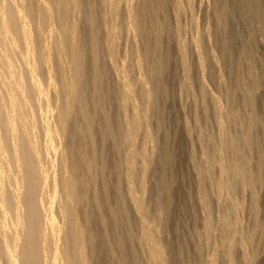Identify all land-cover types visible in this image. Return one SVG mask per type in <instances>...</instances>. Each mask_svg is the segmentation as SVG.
<instances>
[{"label": "rangeland", "instance_id": "rangeland-1", "mask_svg": "<svg viewBox=\"0 0 264 264\" xmlns=\"http://www.w3.org/2000/svg\"><path fill=\"white\" fill-rule=\"evenodd\" d=\"M71 1L65 4V28L72 32L58 44L57 0H0V17L7 11H13L9 17L17 10L24 14L18 24L10 17L13 29H4L0 21V138L3 148L9 149L1 151H7L2 155L7 159L0 158V163L8 166L3 171L11 169L5 171L8 177L4 173L0 178L1 191L9 195L4 193V203L27 192L28 184L21 179L27 170L20 167L22 174L13 152L12 158L8 154L17 148L21 155L27 148L24 153L35 155L33 159L27 154L33 159L40 217L43 221L56 184L51 211L56 220H63L58 205L63 200L64 172L71 173L68 155L78 145L73 139L78 104L71 97L79 94L92 118L95 155L93 182L83 189L98 238L108 236L105 248L90 255L91 264H98V259L117 264L110 257L106 261L108 250L123 251L126 264H155L144 241L145 228L154 237L163 264H208L212 255L214 264H264V0H155L158 28L150 27L149 17L144 26L137 20L144 0H78L79 8ZM30 2L34 12L28 16ZM45 5L50 8L47 18L42 13ZM223 5L228 11L220 17ZM22 27L28 32L22 33ZM92 31L97 37L96 56ZM72 48L81 65L75 92L66 85L74 75ZM147 50L150 54L145 57ZM64 105L69 111H61ZM102 108L108 112L111 134L103 128ZM135 112L144 119L130 144L123 135ZM60 117L66 120L59 123ZM48 127H57L60 134L49 139ZM131 148L136 156L129 184L126 161ZM59 163L66 166L63 173ZM79 173L87 174L81 165ZM129 191L140 201V211L134 209ZM96 192L102 198L105 225L98 203L92 201ZM4 203L0 198V224L26 209H16L9 201L7 217ZM76 205L75 220L84 228L83 207ZM110 207L117 221L109 215ZM0 231V264H6L1 225ZM47 240L46 245L42 238L38 243L42 255L50 256L52 244Z\"/></svg>", "mask_w": 264, "mask_h": 264}, {"label": "bare ground", "instance_id": "bare-ground-1", "mask_svg": "<svg viewBox=\"0 0 264 264\" xmlns=\"http://www.w3.org/2000/svg\"><path fill=\"white\" fill-rule=\"evenodd\" d=\"M31 1V0H30ZM75 1V2H74ZM162 1V0H161ZM68 2H70V0H57V4H58V8H59V23H60V28H61V35H60V38L58 40V44H61L63 43V41L66 39V34L72 32V31H69L65 28V25L67 24L66 23V13H65V4H67ZM71 2H74V6L78 7L79 6V2L78 0H72ZM113 2V1H112ZM191 4V3H190ZM163 5V4H162ZM161 6V4L159 5ZM76 7V8H77ZM157 4L155 3V0H144V6H143V9L138 13V16H137V20L139 21L140 24H142V26L145 25V22L148 20V17H149V22H150V27H154V28H158L159 27V22H158V18L156 16V10H157ZM79 8V7H78ZM116 8V6H115ZM114 8V9H115ZM227 7H224V5L220 8L219 10V16L220 17H223L221 15H224V11ZM176 14L179 15V12L181 10V7L180 5H177L176 7ZM12 11V10H11ZM15 11V10H14ZM42 13L44 14V18H47L49 16V11H50V8L45 5L44 8L42 9ZM132 11V10H131ZM228 11V10H227ZM227 11H225V15H227ZM8 12V13H7ZM5 12V14H2V16L0 17V21L2 22V27H4V29H6L7 27L11 26L12 28V25L11 23L13 24V22L11 21V16L9 17L8 14H9V11ZM28 16L32 15V13L34 12V7H32V4L31 2L29 3L28 7L26 8V11ZM24 12V13H25ZM182 12V10H181ZM13 11L10 13L12 14ZM17 13V15H15ZM130 13V12H129ZM9 14V15H10ZM25 13V15H27ZM14 15L15 16H12V17H15V24H18L16 23L17 22V19L19 18L21 22V19L23 20L24 18V14L17 10L16 12H14ZM18 16V17H16ZM42 17V21L44 19ZM177 19V18H176ZM24 21V20H23ZM45 22V21H44ZM147 23V22H146ZM25 24V23H24ZM14 26H17V25H13ZM24 26V25H22ZM26 26V25H25ZM20 27L19 25L17 26V28ZM15 28V27H14ZM141 28V27H140ZM13 29V28H12ZM22 33H27L28 30L25 28V27H22ZM69 31V32H68ZM141 31V30H140ZM68 32V33H67ZM21 33V32H20ZM55 35V34H54ZM109 35V34H108ZM156 35V34H155ZM69 36V34L67 35ZM150 36V35H149ZM115 37V36H114ZM68 39V38H67ZM66 39V40H67ZM65 40V42H66ZM112 41V40H111ZM196 41V40H195ZM181 42V41H180ZM26 43H28L27 39H26ZM91 43H92V48H93V54L96 56V47H97V37L95 35V33L92 31L91 32ZM28 45V44H27ZM150 45V44H149ZM111 46V45H110ZM28 47V46H27ZM182 47V45H181ZM147 48V47H146ZM75 49V47H74ZM181 49V48H180ZM183 49V47H182ZM180 50L181 53H183L182 51L183 50ZM73 51V48L71 49ZM75 51V50H74ZM73 51V55H75L74 53L77 52H74ZM111 51V50H110ZM149 50L146 51L145 53V57H148L150 54L148 52ZM110 54V53H109ZM72 55V56H73ZM79 56V55H78ZM76 57V58H75ZM75 57H72L73 60L71 59V66H72V69L74 73V75H70L71 77H73L71 79V81H67L68 83H66L67 85V89L70 90H73L74 91V88L77 86H79V84L81 83V65H80V60L79 58L77 57V55H75ZM142 59V58H141ZM163 60V59H162ZM184 61V60H183ZM186 61V60H185ZM137 62V61H136ZM166 62V61H165ZM95 63V62H94ZM160 65H162L163 62H159ZM164 64V63H163ZM141 65V64H140ZM183 66H184V70H185V74H187V71H188V68H187V64L185 62H183ZM97 68V67H96ZM161 68V67H160ZM71 69V70H72ZM99 69V68H98ZM72 73V74H73ZM159 74V73H158ZM125 76V75H124ZM158 76V75H157ZM70 77V78H71ZM156 77V76H155ZM159 78V77H158ZM65 84V83H64ZM126 84V83H125ZM34 85L35 87L37 88V90L40 91V86H38L36 80L34 82ZM64 85V86H66ZM253 86V85H252ZM62 88H65V87H62ZM244 88V87H243ZM129 88H126V91H128ZM251 89L252 87L248 86V87H245V92L246 94L249 95V93L251 92ZM76 90V89H75ZM125 90V89H123ZM122 90V91H123ZM62 91L64 92V90L62 89ZM68 91V90H66ZM72 91V92H73ZM77 91V90H76ZM125 91V92H126ZM71 92V93H72ZM75 92V91H74ZM73 92V93H74ZM62 94V92H61ZM76 94V93H74ZM67 97L69 94H67ZM77 95V94H76ZM94 95V94H93ZM128 95V93H127ZM72 94L69 96L71 97ZM78 97H71V99L73 101L76 100V103L78 104V111H77V114L76 115V125L75 128L73 129L74 130V137L73 138L74 140L76 139L77 140V147L75 149H73L71 151V153L68 155L69 156V159H70V165H71V168L72 170L70 174H66L64 172L65 175H67V177H65V179H63V182H64V185H63V189H62V196L63 197V200L61 201V204L60 203V199H59V204L58 205V213L60 214L59 217H61L63 220L61 222H59V220H56V218L52 215V211H51V205H52V202L55 198V185H54V193L53 195L51 196L50 198V202L48 204V207H46V212L44 211L43 213H46L44 214L43 216V221H42V218L40 217V213L38 212V204L36 203V200L34 199V194L37 195L36 193H34L35 190V185H36V177H35V170H33V165H31V161L33 162V159L35 157L34 154H28V153H24V151H27L26 149L23 151V149L21 150V155L22 157H20L21 155L20 152L17 151V148L12 150L11 149V153H8L9 156L11 157V154L13 152V159L16 161V164L18 166L16 167H23L25 169V171L27 170V173L23 174V168L19 169V170H22V174L25 175L21 177H26L28 179L27 183H26V178H21L25 181V184H28V187L26 186L27 189V192L24 196H20V194H18V191L16 192L18 195L15 199V201H11L10 199L13 198H9L8 197V202H6V204H9V201L12 202V204L15 202V207L16 209L18 208H26L24 211H25V215H23V213H20L19 211H16L15 212V215L12 216L11 218L12 219H9L10 221L7 222L4 220V222L1 225V229L3 231V244L1 246H3V252L5 254V263L6 264H91L90 263V255H92L97 249L98 247L100 248L101 246H105L107 245V240H106V236L105 234H101L100 238H98L97 236V232H96V229H95V226H94V220L95 218H93L94 216L92 215V213L90 212V210L88 209L87 207V204L89 202V198H88V195L85 191L84 186L86 183H92L93 182V176L92 173H91V170L92 168L94 167L95 165V155H94V145H93V138H92V118L87 114L86 112V107H85V102L82 98V96L79 94L77 95ZM129 96V95H128ZM68 97V98H69ZM97 97V96H96ZM95 98V97H93ZM99 98V97H98ZM97 98V99H98ZM66 102H70L71 100H67L65 99ZM72 101V103H73ZM124 101V100H123ZM128 101V100H127ZM126 101V102H127ZM94 102V101H93ZM125 102V101H124ZM71 103V102H70ZM71 103V104H72ZM67 104V103H66ZM65 104V105H66ZM75 104V103H73ZM62 106V107H65V110L63 108V110L61 111H69L66 106ZM99 105V104H98ZM133 105V104H132ZM136 105V104H135ZM69 106V104H68ZM61 107V108H62ZM97 109V107H96ZM134 110V108H133ZM61 111L58 110L59 112V116L63 115L61 113ZM137 111V110H136ZM101 112H102V115L104 118H102L104 121V129H105V132L108 133V134H111V130L112 128L110 127L111 123H110V119H109V115H108V112L105 110V109H101ZM133 112V111H132ZM61 113V114H60ZM67 113V112H66ZM69 113V112H68ZM139 113V112H138ZM66 115V114H65ZM63 115V117L65 116ZM141 115V114H140ZM138 115L136 112L132 114V117L131 119L128 121V124L126 123V127H127V130L125 131V135H123L126 139V141L128 140L130 142V144L134 142V139H135V135L137 134V132L139 131L141 125H142V121H143V117ZM58 116V117H59ZM67 116V115H66ZM145 116V115H144ZM57 118V117H56ZM64 118H67V117H64ZM60 119H63V118H59V123L63 122V120H66V119H63L62 121ZM58 120V118H57ZM128 120V119H127ZM59 123H56L58 124L59 126ZM145 123V122H144ZM12 124H14L12 122ZM65 124V123H64ZM61 126L63 124H60ZM10 126H11V123H10ZM14 126V125H12ZM11 126V130H13ZM57 126V125H56ZM9 127V125H8ZM63 127V126H62ZM49 128V127H48ZM59 129L61 128L60 126L58 127ZM56 127V129H51L49 128L47 130V136L49 139H51L53 136V138H55V135H59L60 134V131ZM64 129V128H63ZM63 131V130H62ZM64 132V131H63ZM115 138V137H114ZM27 139V138H26ZM26 139L24 141H26ZM29 139V138H28ZM27 139V143H30ZM123 139V140H124ZM53 140V139H52ZM115 140V139H114ZM23 141V140H22ZM20 141L19 144L22 142ZM127 141V143H128ZM35 142V141H34ZM53 142V141H52ZM25 143V142H24ZM32 143V141H31ZM54 143V142H53ZM52 143V144H53ZM72 143V142H71ZM3 144V145H2ZM18 144V143H17ZM16 144V145H17ZM18 144V145H19ZM33 144V143H32ZM31 144V145H32ZM15 144H13L14 146ZM30 144H27V147H29ZM58 145V144H57ZM68 145V144H67ZM75 145V144H74ZM120 145V144H119ZM23 146V145H22ZM21 146V147H22ZM55 146V145H54ZM53 146V147H54ZM5 147L4 146V142H2L1 138H0V153L2 151V153L5 151V150H9L6 148H3ZM20 147V145H19ZM20 147V149H21ZM134 147V146H133ZM31 148V146H30ZM30 148H28L30 150ZM36 148V146H35ZM56 149V147H54ZM60 148V147H59ZM19 149V148H18ZM19 149V150H20ZM32 149V148H31ZM130 150V149H129ZM6 151V152H7ZM30 151H33L30 150ZM6 152L4 154H6ZM9 152V151H8ZM129 152V151H127ZM23 153V154H22ZM31 153V152H30ZM4 154H0L1 157L3 160L4 159H7V158H3L2 155ZM30 157H32L33 155V159H31ZM56 154V153H55ZM32 155V156H31ZM135 156H136V153L134 150H132L131 148V152L129 153L128 155V158H127V166H128V174H127V180L129 182V184L131 183V179H132V174H131V170L133 169V165H134V159H135ZM5 157V156H4ZM8 157V156H7ZM9 157V158H10ZM65 158V155L62 156L61 158ZM12 158V157H11ZM67 158V157H66ZM36 159V158H35ZM2 160V161H3ZM1 161V160H0ZM9 161H11L9 159ZM64 161V160H61V162ZM67 160L65 159V163ZM5 162V161H4ZM4 162H1L0 163V178L1 177H4L7 176V173L9 170L11 169H8V171H3V169H6L5 167L7 165H5L4 167ZM14 162V161H13ZM68 162V163H69ZM3 163V164H2ZM9 163V162H8ZM11 163V162H10ZM2 164V165H1ZM12 164V163H11ZM10 164V165H11ZM14 164V163H13ZM62 164V163H61ZM59 163V166L61 165ZM9 165V164H8ZM67 165V164H66ZM80 165L81 167L83 166L87 172L86 175L84 176H81L80 173H79V168H80ZM125 165V164H124ZM2 166L4 168H2ZM14 166V165H12ZM37 166V165H36ZM35 166V167H36ZM64 167H66L65 165H63ZM8 167V166H7ZM10 167V166H9ZM63 167V168H64ZM126 167V166H125ZM62 168V165L59 167V169ZM60 169L61 170H63ZM13 169V168H12ZM17 170V171H19ZM34 171V172H33ZM59 171V170H58ZM66 171V170H64ZM119 171V170H118ZM143 171V170H142ZM21 171H19V174H20ZM207 172H209V170L207 169ZM4 173L5 176L3 175ZM18 173V172H17ZM16 173V174H17ZM42 173V172H41ZM60 173H63L62 171ZM37 176H38V173L36 172ZM16 176V175H15ZM43 176V175H42ZM61 177L62 174L60 175ZM142 176V175H141ZM8 177V176H7ZM18 177V174L17 176L15 177L16 180H14L15 183H17V180L20 178V175ZM39 177V176H38ZM60 177V178H61ZM46 175L44 177V180L46 179ZM49 178V177H48ZM54 178V177H53ZM59 178V177H58ZM11 179V177H10ZM51 179V178H49ZM47 179V180H49ZM56 179V178H55ZM2 180V179H1ZM39 180V179H38ZM66 180V181H64ZM126 180V181H127ZM12 181V179H11ZM22 181V180H20ZM18 181L21 185H22V182ZM40 181V180H39ZM57 181V180H55ZM10 182V181H9ZM13 182V183H14ZM45 182V181H44ZM50 182V181H49ZM60 182H62V180L60 179ZM62 182V183H63ZM6 183V182H5ZM11 183V182H10ZM57 183V182H56ZM62 183H60L62 185ZM18 184V183H17ZM16 184V185H17ZM19 184V185H20ZM24 185V184H23ZM87 185V184H86ZM1 182H0V198L2 200V202L4 203L5 202V199L7 198H3L4 197V193L2 188H1ZM13 187H14V184H13ZM20 187V186H19ZM62 188V186L60 187V189ZM15 189V187H14ZM18 189V188H16ZM15 189V190H16ZM131 189V188H130ZM129 189V190H130ZM223 189V181L220 180V182L217 183V190L218 192L220 193ZM57 190V188H56ZM61 192V191H60ZM10 193V192H9ZM20 193V192H19ZM59 193V192H58ZM6 194V193H5ZM129 194H130V199H131V203L132 205L134 206V209H136V211H140L141 209V204H140V201L134 197L130 191H129ZM7 195V194H6ZM5 195V196H6ZM172 195V194H171ZM9 196V195H7ZM36 197V196H35ZM59 197V198H61ZM15 198V197H14ZM62 199V198H61ZM102 198L100 197V195L96 192L92 195V201H95L97 204V207L99 209V214H100V218L102 220V223L103 225L106 224V220L103 216V211H104V206L102 202H100ZM14 200V199H13ZM119 200V199H118ZM7 201V200H6ZM55 202V201H54ZM53 202V203H54ZM120 202V201H119ZM204 203V201H203ZM207 203V202H206ZM4 203L3 205V210L5 212V215L7 216V213L6 212L7 208V205ZM76 204H79V205H82L83 209H82V216H83V219H84V228H83V225L82 228L80 227L79 224H77L76 222V218H75V214H76V207L77 205ZM1 205V204H0ZM55 205V204H54ZM73 207H72V206ZM11 206V204H10ZM14 206V204H13ZM12 206V207H13ZM53 206V205H52ZM119 206V205H118ZM2 207V205H1ZM7 207V208H5ZM14 207V208H15ZM121 207H123V203L121 204ZM53 208V207H52ZM107 208V207H105ZM120 208V207H119ZM9 210V209H8ZM15 210V209H14ZM109 215L111 217H113L115 220L116 218L114 217V210L113 208H108L107 209ZM3 212V211H2ZM55 212V211H53ZM10 213V212H9ZM20 213V214H19ZM139 213V212H138ZM56 215V214H55ZM4 216V214L2 215ZM6 216H4L6 218ZM8 217V216H7ZM2 220V219H1ZM98 220V219H97ZM78 221V220H77ZM109 221V220H108ZM117 221V220H116ZM142 221V220H141ZM145 221V220H144ZM126 222V221H125ZM146 223V222H145ZM126 224V223H125ZM147 226V225H146ZM229 227V226H228ZM234 227V226H233ZM123 229V228H122ZM234 229V228H233ZM25 230V235H24V238L21 237V232ZM144 233H143V237H144V241H147L145 243H148L149 245V249L148 251L150 252V257H151V260L155 261L157 264H160L162 263V257H161V254L159 253L158 249L156 248L155 246V240H154V237L150 234L148 228H145L143 229ZM1 232V231H0ZM110 232V231H109ZM2 234V233H1ZM24 234V233H23ZM99 234V233H98ZM125 235V234H123ZM127 235L128 237H130V231L128 230L127 232ZM23 236V235H22ZM2 237V235H1ZM0 237V238H1ZM108 237V236H107ZM23 238V239H22ZM42 238V241H40V239ZM47 239L51 240L52 242L48 241ZM46 240L51 243V253H50V256L47 255V252H44V254L42 255V253L40 252V249L42 247L41 243V247H39V241L40 242H43L44 245H46L45 243ZM62 241L61 245L59 246L57 244L58 241ZM48 244V243H47ZM121 244V243H120ZM64 245V246H62ZM147 245V246H148ZM49 245H47L48 247ZM45 247V246H44ZM130 247V246H129ZM148 248V247H147ZM48 249V248H47ZM124 249V248H123ZM46 250V247L43 249V251ZM125 252V251H124ZM128 252V251H127ZM96 253V252H95ZM105 253V251H104ZM128 254V253H127ZM163 254V253H162ZM216 254V253H215ZM108 259L106 260L107 262L109 261V257L110 259L113 261V263H117V264H126V261H127V257L125 255V253H123V251H120L119 253H115L114 251L112 250H108ZM196 255V254H195ZM48 257V261L46 262V258ZM98 257V256H97ZM210 257V256H209ZM106 259V258H105ZM214 256L212 255L209 259V262H207L208 264H214ZM94 261V260H93ZM104 261V259H103ZM103 261H99L98 259V264H104ZM152 262V261H151ZM204 262V261H203ZM155 263V264H156ZM106 264V263H105ZM141 264V263H140ZM163 264V263H162ZM203 264V263H202ZM206 264V263H204ZM230 264V263H229Z\"/></svg>", "mask_w": 264, "mask_h": 264}]
</instances>
